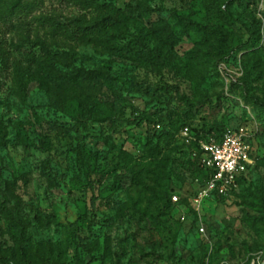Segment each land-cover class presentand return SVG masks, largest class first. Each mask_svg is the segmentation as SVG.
Here are the masks:
<instances>
[{
  "label": "rangeland",
  "instance_id": "374dc122",
  "mask_svg": "<svg viewBox=\"0 0 264 264\" xmlns=\"http://www.w3.org/2000/svg\"><path fill=\"white\" fill-rule=\"evenodd\" d=\"M8 1H0V264H262L264 163L236 195L207 199L193 214L195 184L180 153L154 158L149 149L157 122L194 119L243 129L262 153L264 0H106L127 13L114 48L69 40L59 49L105 70L81 87L34 74L20 44L49 37L35 16L94 10L22 0L34 8L10 13ZM160 20L175 33L170 45L153 31ZM173 193L180 204H169Z\"/></svg>",
  "mask_w": 264,
  "mask_h": 264
},
{
  "label": "trees",
  "instance_id": "16d2710c",
  "mask_svg": "<svg viewBox=\"0 0 264 264\" xmlns=\"http://www.w3.org/2000/svg\"><path fill=\"white\" fill-rule=\"evenodd\" d=\"M0 1L5 2V0ZM100 1L101 0H71V2L78 4L82 9L89 10L92 8L96 14L89 18L86 15H80L73 18H62L56 14H40L35 16L34 19L39 23L40 27L45 30L44 32L49 37H41L37 34L34 39H31L29 35H25L20 44L21 54L23 56L21 61L25 63L28 69H33L34 74H38L37 72L52 73L57 75L61 80L69 83L70 86L74 87H81L88 82L106 76L107 74L104 69H86L85 67L77 66L73 62L69 51L59 50L60 47H63L65 42L69 40L80 43H92L106 49L114 48L117 38L123 37L121 34L126 28L125 19L127 18V13L114 9L112 5L106 4V0H102V3H100ZM32 8H34L33 2H22V0H9L6 5V10L10 13H14L16 9L26 11L32 10ZM207 9L209 12L213 13V10L215 9L213 3H208ZM130 12H132L131 7ZM188 24L196 30L211 34L213 33V28L206 27L195 21H190ZM153 31L159 35L164 42H168L169 45L175 39V33L172 30V27L165 20L155 22L153 25ZM52 45H55L58 48L53 49ZM147 57L150 60L152 59L155 63L152 51L149 52ZM18 66L22 67L21 63H19ZM168 88H174L178 91L177 87L167 86V89ZM186 102L191 107L196 104H201L199 101L186 100ZM189 118L191 117L188 116V119ZM137 122L138 118L131 121L133 124ZM1 124L2 120L0 119V125ZM155 126L160 128V131L157 135L158 140L149 149L150 155L157 158L162 154L164 149L168 148L173 149L176 153H180L179 163L192 171V180L195 184L191 196L193 197L198 190L204 186L212 172L203 167L200 163L198 143L192 142L190 144H184L178 139L177 135L182 128L189 126L199 139L207 138L209 136L221 139L227 127L222 124H208L206 122H200L199 120L195 121L194 119L191 121H176L168 128H162L160 122H157ZM6 143L7 132L5 131L0 134V147L5 146ZM262 148L263 147L257 149L256 147L255 164L247 171V173L238 178V188L248 181V175L252 171L256 170L264 163V150L262 153L259 151ZM194 152H197L196 156H194ZM77 154L78 158L81 159L80 152ZM238 188L232 191L229 196H218L214 194L209 199H217L220 202H224L227 198L236 195L238 193ZM0 194H4L1 188ZM173 195L177 194L173 193L169 196V204H180L182 199L179 197V201L175 202L172 199ZM92 205L95 206L94 196L92 197ZM3 209L6 210L5 207H3ZM190 210L195 214L193 206L190 207ZM23 261L26 264H30L25 258H23Z\"/></svg>",
  "mask_w": 264,
  "mask_h": 264
},
{
  "label": "built area",
  "instance_id": "2783aa9c",
  "mask_svg": "<svg viewBox=\"0 0 264 264\" xmlns=\"http://www.w3.org/2000/svg\"><path fill=\"white\" fill-rule=\"evenodd\" d=\"M177 137L184 144L197 142L200 163L212 172L204 186L190 198L196 211L214 194L231 195L238 188V178L256 161V147L243 129L227 128L221 139L214 136L199 139L189 126H185ZM196 154L194 152V156ZM172 199L177 202L179 196L173 195Z\"/></svg>",
  "mask_w": 264,
  "mask_h": 264
},
{
  "label": "water",
  "instance_id": "95a60500",
  "mask_svg": "<svg viewBox=\"0 0 264 264\" xmlns=\"http://www.w3.org/2000/svg\"><path fill=\"white\" fill-rule=\"evenodd\" d=\"M262 264H264V262Z\"/></svg>",
  "mask_w": 264,
  "mask_h": 264
}]
</instances>
